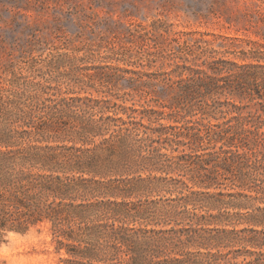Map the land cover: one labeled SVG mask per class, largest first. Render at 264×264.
I'll list each match as a JSON object with an SVG mask.
<instances>
[{"label":"trees","instance_id":"obj_1","mask_svg":"<svg viewBox=\"0 0 264 264\" xmlns=\"http://www.w3.org/2000/svg\"><path fill=\"white\" fill-rule=\"evenodd\" d=\"M220 52L115 67L123 94L0 93V245L47 229L63 264H264V52Z\"/></svg>","mask_w":264,"mask_h":264},{"label":"rangeland","instance_id":"obj_2","mask_svg":"<svg viewBox=\"0 0 264 264\" xmlns=\"http://www.w3.org/2000/svg\"><path fill=\"white\" fill-rule=\"evenodd\" d=\"M193 38L240 62L264 52V0H0V93L40 81L80 96L123 94L131 84L104 82L106 73L157 69L150 56ZM60 257L47 229L12 232L0 245L2 264Z\"/></svg>","mask_w":264,"mask_h":264}]
</instances>
